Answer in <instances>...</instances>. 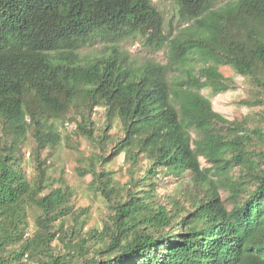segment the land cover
<instances>
[{"label": "trees", "instance_id": "16d2710c", "mask_svg": "<svg viewBox=\"0 0 264 264\" xmlns=\"http://www.w3.org/2000/svg\"><path fill=\"white\" fill-rule=\"evenodd\" d=\"M175 1L187 26L170 38L153 0H0V264H264V0ZM138 37L168 62H129L121 43ZM222 67L252 87L253 121L214 109L208 95L237 89ZM59 122L100 149L84 165L102 225L85 230L68 187L49 184ZM122 154L124 185L108 169ZM162 172L189 173L185 198L158 199Z\"/></svg>", "mask_w": 264, "mask_h": 264}, {"label": "rangeland", "instance_id": "374dc122", "mask_svg": "<svg viewBox=\"0 0 264 264\" xmlns=\"http://www.w3.org/2000/svg\"><path fill=\"white\" fill-rule=\"evenodd\" d=\"M226 0H219L218 6L222 5ZM156 7L163 14L165 23V32L170 35V38L175 37L178 32L184 29L187 24L182 21L178 12V6L175 0H153ZM121 51L124 53L129 62L134 65H143L147 62H157L166 64L169 60L168 47L155 50L145 44L142 38L129 39L121 43ZM104 50L101 43H97L93 47L83 49L86 55L99 54ZM221 72L227 77L235 81L237 85L236 90H231L227 93H222L216 96H209L213 103L214 109L224 115L227 119L234 120H249L253 121L259 112L256 108L247 107L244 102L252 100V87L244 78L237 76L232 68L222 67ZM99 128L104 126L105 119L102 113H96L94 116ZM63 126L61 122L57 124L59 132L62 134V142L57 147L52 156L49 158L48 173L50 176L49 184L53 190L60 187H68L67 200L70 201V208L74 213V218L78 217V221L82 223L86 221L89 227H96L102 225L105 218H107L108 210L104 199L101 195L95 193L93 186V175L84 165L87 159L100 151L97 145L87 139H81L70 133L74 130V126ZM102 130V129H101ZM101 130L98 134L101 135ZM121 132L118 125L111 130V134ZM34 146L31 140L27 144V150ZM113 152V151H112ZM112 152L108 155L111 156ZM29 154L27 155V157ZM46 156V155H44ZM203 166H208L205 159H201ZM84 165V166H83ZM143 170L135 174V178L143 177L149 164L142 163ZM108 169L115 172V181L113 183L124 185L131 180L129 173V166L125 163V155L122 154L114 158L108 165ZM28 176L33 182L36 180L38 174L35 171V166L28 167ZM191 176L186 173L182 177L168 176L166 173H160L154 179L158 182V199L161 202H167L170 199L181 200L186 197V190L189 187ZM50 190L44 192L41 196L47 195ZM220 193L229 208L230 203L227 200V189L221 188ZM42 216V211L37 206L31 205L28 208V221L30 224L29 235L31 236L36 232L38 226L36 221L38 217ZM59 223V222H58ZM57 223V224H58ZM76 224L73 221L71 225ZM26 236V237H27ZM25 239L22 241L24 242ZM57 242L54 243V246ZM19 244L10 245L7 252H12L19 248Z\"/></svg>", "mask_w": 264, "mask_h": 264}]
</instances>
